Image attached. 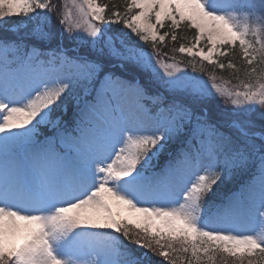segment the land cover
I'll return each instance as SVG.
<instances>
[{
	"label": "snow or ice",
	"instance_id": "1",
	"mask_svg": "<svg viewBox=\"0 0 264 264\" xmlns=\"http://www.w3.org/2000/svg\"><path fill=\"white\" fill-rule=\"evenodd\" d=\"M77 7L57 38L49 0H0V264H260L264 0H129L107 20ZM166 21L195 29L178 51L209 64L238 43L242 90L162 58ZM237 173L248 182L214 200Z\"/></svg>",
	"mask_w": 264,
	"mask_h": 264
},
{
	"label": "trees",
	"instance_id": "2",
	"mask_svg": "<svg viewBox=\"0 0 264 264\" xmlns=\"http://www.w3.org/2000/svg\"><path fill=\"white\" fill-rule=\"evenodd\" d=\"M102 5H107V10L105 12V18H110L113 11H119L121 15H126V5L129 0H100ZM114 19V17H112ZM119 26H115L112 28H118ZM163 30L167 32V36L165 40L161 43H157V49L161 53L163 58L168 60H177L181 61L183 65L187 68V71L192 72L194 75L202 77L207 81L210 80V75H215L216 81L226 82L229 86H235L242 89L241 81H245L247 78L245 77V68L246 62L242 58V53L240 51L239 45L236 44L235 47L226 45L224 49H226L227 55L219 57L216 64H209L206 61H201L200 58L195 57V59L191 57H186L179 53L178 49L181 45H188L194 41L196 36V30L193 28H189L186 23H182L179 29L173 30V28L168 27V25L163 27ZM173 31L177 36V39L173 41L171 39ZM58 34V30L56 31ZM146 49L152 51V44H147ZM166 54V56L164 55ZM231 61L234 68H229L228 63ZM195 64L196 67L193 69L191 66ZM224 64L225 67L221 69L218 64ZM201 66H203V71H201ZM239 70V71H237ZM71 112L69 111V115ZM248 177V175H246ZM133 232L136 229L130 227ZM157 260L161 261L162 264H167V262L163 261V257L156 256ZM228 264H232V261L228 260ZM215 264H223L222 260L217 257Z\"/></svg>",
	"mask_w": 264,
	"mask_h": 264
},
{
	"label": "rangeland",
	"instance_id": "3",
	"mask_svg": "<svg viewBox=\"0 0 264 264\" xmlns=\"http://www.w3.org/2000/svg\"><path fill=\"white\" fill-rule=\"evenodd\" d=\"M49 2L51 4H54L56 5V11L55 12H52L51 13V16H52V20L49 22V27H51L53 29V25L57 24V26L59 27V29L61 30V25H58L57 21L59 22L60 18H62V16L68 12H71V16H70V22L72 23H76L77 21H81V13L79 12V9L77 7V5L82 2V0H76V3L74 4L73 3V0H49ZM97 4L101 5L100 2H98L96 0ZM135 10V9H134ZM137 11V10H135ZM16 17H11L9 18L10 20L12 21H21V20H24L25 18L23 17H17V19H14ZM82 22V21H81ZM154 22V20H153ZM166 22H169V25L171 26V22L170 21H166ZM32 26V21H29L27 26L25 25H21V28H25L28 29V28H31ZM53 26V27H52ZM99 26L103 27V24H99ZM124 26V25H123ZM159 27V26H158ZM56 28V26H55ZM125 32H128L129 30L126 29V28H122ZM162 29V28H161ZM161 29H159V35H165L166 33L165 32H162ZM53 31H55L53 29ZM56 33V31H55ZM59 36V35H58ZM58 38V37H57ZM249 39H251V37H249ZM151 42V41H149ZM193 43H195V40L193 42H191L190 44L186 45L185 47H191L193 45ZM152 44V43H151ZM222 46L223 45H218L217 46V52L213 54V60L214 61H218L219 57H221L219 55V52L220 51H223L222 49ZM200 48H203L205 52H207L208 48L211 47V45L208 44L207 40L204 39L200 42V45H199ZM147 48V47H145ZM196 49H194L195 51ZM150 51V50H148ZM182 55H185L186 57H189L186 53H180ZM163 58V57H162ZM168 63H173L174 61L177 62L180 66L181 69L185 70L189 75H194L192 72L190 71H187V68L183 65V63L181 61H177V60H168L166 58H164ZM179 74V73H178ZM196 76V75H194ZM204 81H207L205 79H203ZM208 84L210 85L212 83V81H207ZM217 84L221 85L222 87H226L228 88L229 90H242L241 88H238V87H235V86H229L226 82H222V81H215ZM221 106L223 107V103L221 102ZM58 113H59V110H58ZM162 155H166L168 156L169 153L168 152H165L163 153ZM156 164L159 165V160L154 162ZM239 178H241V175H238L237 174H234L230 179H226L225 180V184L223 186H221V188L218 190V191H223V192H219V194H217L216 196H213L214 198H217L220 194L221 195H226V193L230 190V187L232 186V182H237L239 180ZM233 187V186H232ZM241 187V186H240ZM238 187V188H240ZM232 190H236L235 187L232 188ZM251 197L252 199H254L257 203L259 202V197H260V191H259V187L258 185L256 186V188L254 190L251 191ZM222 199V197H221ZM130 227L133 228V226L130 225ZM252 228H256L258 229V225L256 222L254 221H245L244 223V226L241 228V231H247L248 229H252ZM137 231V230H136ZM135 247V246H133ZM155 260H157V257H154ZM260 259V264H264V258H259ZM231 259H229L230 261ZM159 261V260H158ZM229 263V262H228Z\"/></svg>",
	"mask_w": 264,
	"mask_h": 264
}]
</instances>
